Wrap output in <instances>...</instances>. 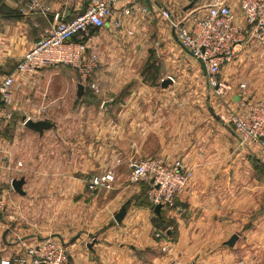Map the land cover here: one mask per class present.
<instances>
[{"label": "crops", "instance_id": "1", "mask_svg": "<svg viewBox=\"0 0 264 264\" xmlns=\"http://www.w3.org/2000/svg\"><path fill=\"white\" fill-rule=\"evenodd\" d=\"M29 1L0 0V82L12 75L15 83L11 118L0 123V184L19 172L39 189L31 195L23 184L22 193L11 187L0 196V262L24 257L50 237L63 242L70 264H264V166L220 118L239 110L238 96L215 104L204 67L178 45L158 11L199 18L211 0H134L129 15L119 14L120 28L109 23L73 37L87 46L86 58H97V90L83 88L81 97L71 67L31 74L15 67L45 29L83 15L90 0H38L36 11L27 10ZM228 4L242 21L239 0ZM260 57L256 50L242 56L248 88ZM167 77L175 81L164 85ZM23 118L52 128L39 135ZM150 158L193 171L177 210L161 208L157 216L135 202L142 186L128 183V164ZM107 172L114 174L109 190L89 188ZM122 206L126 214L116 224ZM160 219L174 222L175 237L171 226L157 228ZM232 235L238 239L228 247Z\"/></svg>", "mask_w": 264, "mask_h": 264}, {"label": "built area", "instance_id": "2", "mask_svg": "<svg viewBox=\"0 0 264 264\" xmlns=\"http://www.w3.org/2000/svg\"><path fill=\"white\" fill-rule=\"evenodd\" d=\"M132 1L134 0H90L89 8L83 15L68 21L60 20L45 29L34 46L23 54L15 71L31 74L52 66H68L76 71L78 85L96 91L92 76L97 69V58L95 55L86 58L87 46L82 42H74L73 37L90 29L102 30L109 23L114 29L120 28L118 16L130 14L128 5ZM118 5L121 10L114 15ZM239 8L242 21L238 20L228 0H211L206 6L205 14L199 18L177 20L166 9L158 8V11L169 23L178 45L204 67L211 96L221 102L238 96L239 110L220 118L232 127L241 146L249 150L258 149V161L264 166V98L247 101L244 84L235 87L220 76L221 67L232 63L241 45L253 40L264 47V0H239ZM37 9L38 0H30L27 10ZM14 86L12 75L4 77L0 82V123L11 118L8 106ZM17 166L21 164L17 163ZM128 169L129 184H146V198L151 208L160 205L161 208L177 210V196L193 178V171L181 161L166 163L159 158H150L131 161ZM113 178L114 174L111 172L94 177L89 188L103 187L109 190ZM9 183L11 187L12 182ZM155 237L160 238L161 234L157 233ZM0 264L70 262L63 242L48 237L28 248L24 257L13 261L2 260Z\"/></svg>", "mask_w": 264, "mask_h": 264}, {"label": "rangeland", "instance_id": "3", "mask_svg": "<svg viewBox=\"0 0 264 264\" xmlns=\"http://www.w3.org/2000/svg\"><path fill=\"white\" fill-rule=\"evenodd\" d=\"M178 14L181 15L180 10H178ZM249 50H251V51L256 50L261 55V57L258 58L256 61V64L259 66V68L254 74L255 77H252V76H251L252 78L250 77L251 78L250 81H252V84H253L250 88H248L247 70H245L244 66H242V63H243L242 56L247 55ZM220 76L224 81H227V82L231 83L232 85H237L234 83L244 84L246 86V100L247 101H252L254 99L264 98V47L261 46L256 41H253V40L246 43V44L241 45L238 48V52L235 56V59L232 61V63L227 64V65H223L221 67ZM165 81H167V83H173L175 81V79L173 77H167V79ZM181 94H183V92H179V94H178L177 91H171L170 96L175 97V98L178 96L183 97V95H181ZM213 100L215 101L216 105L222 106V102L220 100L216 99L215 97H213ZM225 100H227V102L230 104V102H231L230 98L225 99ZM212 106H213V104H212ZM212 111H213V109H212ZM203 112L207 116L210 115L209 112L205 109V106H203ZM252 151H255L254 153L256 154L258 152V149L253 148ZM29 173H31V172H29ZM22 177H23L22 174L19 175V172H18L14 176V179L20 180ZM24 185L26 187L27 193L31 194V195L34 194L35 187L38 188V186L33 185V183L32 184L24 183ZM137 185H141L142 187H140V191H139L138 195H136V197L134 198L135 202L137 203L138 200H141L145 203L146 206L149 207V202L146 198V191H147L146 184H137ZM6 188H11L9 181L6 184H0V196H2L3 191L6 190ZM45 188H48V186H45ZM89 191H90V194L94 193L91 190H89ZM89 199H92V197ZM155 225L157 226V228L159 230H165L167 228V226H171V228H170L171 230L169 232L171 234L169 236L175 237L176 234H175L174 222L171 219L170 220L160 219L159 222L157 220ZM66 240H67V238H66ZM207 254H213L212 250H208ZM190 263L199 264L197 259H194V261H192ZM190 263H187V264H190ZM234 264H241V263H238L235 261Z\"/></svg>", "mask_w": 264, "mask_h": 264}, {"label": "water", "instance_id": "4", "mask_svg": "<svg viewBox=\"0 0 264 264\" xmlns=\"http://www.w3.org/2000/svg\"><path fill=\"white\" fill-rule=\"evenodd\" d=\"M205 82H206L207 89H209L208 88V84H207V78L205 79ZM165 83L167 84V81L164 82V85H165ZM77 90H78L77 91V96L81 97L82 94H83V87L81 85H78ZM105 106H107V103H104L102 108H105ZM23 122H24V126L27 129H29L31 131H34V132L38 133L39 135H42L44 131L49 130V129L52 128L51 123L47 122V121H36V122H34V121L29 120V119L23 118ZM23 184H24V180L23 179L13 180L12 183H11V187L16 192L22 193L21 192V188H22ZM160 210H161V206L157 205V206H155L153 208V213L158 216L159 213H160ZM125 214H126V207L122 206L119 209V211L113 217V220L115 221V223L116 224H120L121 221L123 220ZM77 238H78V236L74 237L71 240V243H73ZM237 239H238L237 235H232L229 238V240L226 242V245L228 247H233L235 242L237 241ZM92 244H93V242H92ZM92 244L88 245V247L90 248L92 246Z\"/></svg>", "mask_w": 264, "mask_h": 264}, {"label": "trees", "instance_id": "5", "mask_svg": "<svg viewBox=\"0 0 264 264\" xmlns=\"http://www.w3.org/2000/svg\"><path fill=\"white\" fill-rule=\"evenodd\" d=\"M96 29H93V31H95Z\"/></svg>", "mask_w": 264, "mask_h": 264}]
</instances>
